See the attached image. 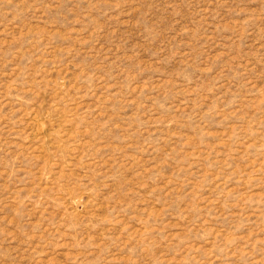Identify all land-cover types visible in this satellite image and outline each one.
<instances>
[{
    "label": "rangeland",
    "instance_id": "obj_1",
    "mask_svg": "<svg viewBox=\"0 0 264 264\" xmlns=\"http://www.w3.org/2000/svg\"><path fill=\"white\" fill-rule=\"evenodd\" d=\"M0 264H264V0H0Z\"/></svg>",
    "mask_w": 264,
    "mask_h": 264
}]
</instances>
